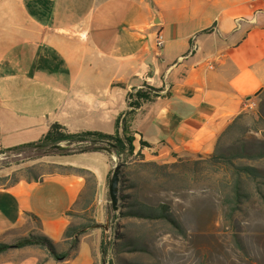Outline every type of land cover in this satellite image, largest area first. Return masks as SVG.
Here are the masks:
<instances>
[{"label":"crops","instance_id":"obj_1","mask_svg":"<svg viewBox=\"0 0 264 264\" xmlns=\"http://www.w3.org/2000/svg\"><path fill=\"white\" fill-rule=\"evenodd\" d=\"M144 83L160 91L128 118L133 152L160 162L213 153L264 88V0H0V149L40 140L53 123L121 135L126 94ZM115 158L68 154L59 162L68 170L0 187V236L36 228L65 249L76 213L91 208L98 225L107 218ZM87 177L95 195L86 208ZM101 243L98 227L82 229L73 256L43 264H93Z\"/></svg>","mask_w":264,"mask_h":264},{"label":"rangeland","instance_id":"obj_2","mask_svg":"<svg viewBox=\"0 0 264 264\" xmlns=\"http://www.w3.org/2000/svg\"><path fill=\"white\" fill-rule=\"evenodd\" d=\"M248 104L234 127L217 140L211 153L215 154L214 158H209L210 154L184 153L170 162H160L144 159L140 152L115 155L108 177L114 166L120 164L118 203L117 210H112L107 177V231L104 233L101 226L106 219L96 224L91 208L76 213L70 226L71 231L98 227L106 253L101 257L93 255V264H264V156H256L264 153V88L251 106ZM57 144L65 145L68 153L51 148L40 154L35 150L0 152V187L20 178L35 175L39 179L52 171L68 170L59 162L66 155L78 152L71 148L72 144L64 141ZM219 154L225 157L220 158ZM226 158L231 164H224ZM150 161L160 165L175 162L176 166L156 167L146 163ZM241 165L256 168L257 174L240 173L238 188L245 196L236 202L235 166ZM94 195L92 179L87 177L81 204L87 208ZM227 198L232 201H226ZM133 203L149 207L164 205L182 231L160 218L129 214ZM35 229L27 237L37 236ZM19 231L1 235L0 243L18 242L23 238ZM80 233L76 242L72 237L65 240V249L59 252L68 251L73 256ZM23 255L35 257L36 264L50 258L56 261L47 248L31 244L0 252V262L17 261Z\"/></svg>","mask_w":264,"mask_h":264},{"label":"trees","instance_id":"obj_3","mask_svg":"<svg viewBox=\"0 0 264 264\" xmlns=\"http://www.w3.org/2000/svg\"><path fill=\"white\" fill-rule=\"evenodd\" d=\"M146 88V90L143 89ZM143 87L135 88L133 87L126 94L127 107L129 108L126 112L121 116L119 115L115 120V127L121 126V135L116 132L114 134H107L100 131H80V132H68L62 125L58 123H53L50 125L47 133L40 139L34 142H27L7 148L0 149V152L3 153H21L23 151H34L36 154L46 153L47 149L50 146L57 144L59 142H66L67 144H72V149L76 152H85V151H95L98 149H102L104 147H108L111 152H113L117 157L122 155H131L133 153V136L131 135V131L129 130L128 118L132 115L134 110L141 106V104L145 101L151 100L153 97L157 96L160 89L150 86L148 84H143ZM242 114L237 115L223 130L220 134L219 138L225 136L237 123V121L241 118ZM257 130L258 128H254ZM141 145H146L145 142H141ZM69 149L64 148L62 150H56L58 153L66 154ZM247 153V152H246ZM247 156H251L250 154H246ZM215 154L208 155L209 158H214ZM256 156H264V153L259 152ZM220 158H224L223 154H219ZM208 158V159H209ZM149 165L158 166V167H175L176 163L171 164H157L156 162L150 161L146 162ZM224 164H231L230 160L224 161ZM236 178L234 179V191H235V200L239 202L245 193L239 192L238 183H239V175L241 172L246 173L247 175H255L257 174V169L249 166V165H241L235 166ZM37 176H31L26 179H37ZM16 181V180H14ZM226 201L231 202L232 199ZM132 207L128 213L132 215H138L143 218L149 219H163L166 222L170 223L179 231H182V228L177 221L171 217V215L166 211V207L164 205H160L158 207H149L141 203H133ZM91 226H85L82 229H87ZM82 229H76L71 231V228L67 229L65 232V236L72 237L74 242L77 240V235L82 231ZM38 244L47 248L51 256L56 260H63L70 257L68 251L59 252L54 248L53 243L47 239L45 236L37 235V236H29L23 237L18 242L14 244L0 243V252L5 251L10 247H22L25 245ZM76 246V244H75ZM106 250L104 248V242L101 243V254L105 255Z\"/></svg>","mask_w":264,"mask_h":264},{"label":"water","instance_id":"obj_4","mask_svg":"<svg viewBox=\"0 0 264 264\" xmlns=\"http://www.w3.org/2000/svg\"><path fill=\"white\" fill-rule=\"evenodd\" d=\"M65 147L66 146L63 144H54L50 146L51 149L55 150H62ZM102 149L111 153V150L108 147H104ZM120 166V164H116L112 169L110 176L108 177V197L112 210H117ZM107 223L108 220L106 218L105 224H101V226L104 228V233L107 231Z\"/></svg>","mask_w":264,"mask_h":264},{"label":"built area","instance_id":"obj_5","mask_svg":"<svg viewBox=\"0 0 264 264\" xmlns=\"http://www.w3.org/2000/svg\"><path fill=\"white\" fill-rule=\"evenodd\" d=\"M155 44L158 48H160L163 44L162 37L159 32L155 36ZM251 104L252 102H249L248 106H251Z\"/></svg>","mask_w":264,"mask_h":264}]
</instances>
